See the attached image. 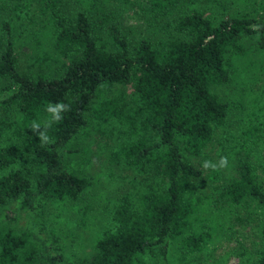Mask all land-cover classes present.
<instances>
[{"label":"trees","instance_id":"16d2710c","mask_svg":"<svg viewBox=\"0 0 264 264\" xmlns=\"http://www.w3.org/2000/svg\"><path fill=\"white\" fill-rule=\"evenodd\" d=\"M231 1L246 8L0 0V264H226L233 254L238 264H264V83L255 90L252 75L264 52L242 61L264 46V0ZM27 39L32 61L23 66L16 47ZM234 82L247 101L214 92ZM58 103L70 110L54 121L48 107ZM239 104L246 116L234 129ZM90 127L116 143L102 165L130 168L132 190L84 247L69 251L95 194L92 176L70 158ZM205 161L217 167H200ZM51 205L59 212L49 223L60 221V230L36 217Z\"/></svg>","mask_w":264,"mask_h":264},{"label":"rangeland","instance_id":"374dc122","mask_svg":"<svg viewBox=\"0 0 264 264\" xmlns=\"http://www.w3.org/2000/svg\"><path fill=\"white\" fill-rule=\"evenodd\" d=\"M237 4L232 2L231 0H226L225 7L227 9V14L232 13L236 9L241 10V7H243L242 9L246 8V3L241 4V1H237ZM209 5L217 6L212 3H209ZM249 10L250 7H248V11ZM211 12L215 14L218 13V10L215 9V7H213ZM221 12H223V10ZM217 15H220V13ZM1 17H3V14H1ZM133 23L139 24V23H143V21L133 22ZM257 45L261 46L260 44ZM257 45L253 50L247 53V57H244L242 61H246L248 63L250 59V61L254 62V60H256L258 56L256 55V52L261 49L264 52V46H261L263 47L261 48L258 47ZM38 46H41V44L39 43ZM29 51H30V46L28 39L23 40L20 46L19 44H17L16 55L18 57L19 63L23 66H27L29 60L32 61ZM51 65L52 67H54V64ZM257 65L258 66L255 68L257 72L256 71L252 72L253 80L255 81V85L253 86L255 90H259L258 89L259 85H262L264 83V57L262 61L260 60L258 61ZM241 87H242L241 82H236V83L234 82L233 84L224 87H216L214 89V92L218 93L221 98L227 99L231 102H235L236 99L241 97H243V99L247 101L250 98V96H247L246 93L243 94L241 91ZM127 90L130 93L132 87L129 86ZM245 107H246V111L250 109V106H248L247 103H245ZM232 108H233L232 118L234 120L233 128L235 129L240 123V118L246 116V111H244L245 110L244 106L241 107V104H239L238 106H234ZM114 146H116L115 142L110 140L106 135L96 132L93 127H90L86 134H82L76 137L71 143L73 154L71 155L70 158L73 167L78 171H83L85 174L92 176L91 178L93 181V186L95 187L94 188L95 194L94 196L88 197V199L85 201V204L89 205L88 208H86V212H85L87 216L86 226L88 227L92 226L91 221H94L93 230H90L84 224L77 226L76 227L77 232L79 229V237L81 236L82 238H79L78 235H76L73 231V236L75 240L71 239L69 241L67 245V249L69 251L70 249L78 250L84 247L83 244L87 242V239L91 238L94 230L98 229L100 225L101 226L105 225L108 218L110 219L113 213L118 210L120 205L119 203L120 197L123 196L125 192L132 190L131 186H129V181L133 177L130 168L126 167L122 163L116 166L113 172H109L104 168V165H102V163H106L109 157L112 156L111 154L113 153V151L111 149ZM215 146H219V144H216ZM83 147L85 148V150H82ZM261 150L264 158V144L261 147ZM210 156L213 157L216 161H219V156L216 150L211 152ZM197 163L199 164V162ZM199 166L204 167L203 165L201 166V164ZM102 170L104 172L103 174H101ZM69 205L70 204H67L68 207ZM41 211H43V209ZM58 212H59V206L54 207V205L53 206L51 205L46 207L44 214L39 213L40 217H38V215H36V217L38 220L42 221L43 223L45 221L47 225L49 224L50 226H53L58 230H60L62 229V224L60 223V221L56 220L54 223H49V220L52 219L53 215H55V213ZM80 213H82L81 210L78 213L79 215L78 218L80 221H82L81 219H83L82 218L83 214L81 215ZM20 214L21 215H20L19 225L21 227L26 226L29 217L27 216V213L23 210H21ZM67 217L69 218V214H67ZM46 233L47 231L43 232L44 235ZM67 237L70 239L72 235L69 234L67 235ZM233 246H234L233 243L229 245L228 244L225 245L223 251L219 249L216 255L217 256L221 255L223 252L230 250V248ZM80 254L81 251H78V255ZM238 263H239V257L234 254L229 255L226 261V264H238Z\"/></svg>","mask_w":264,"mask_h":264},{"label":"clouds","instance_id":"9594fccd","mask_svg":"<svg viewBox=\"0 0 264 264\" xmlns=\"http://www.w3.org/2000/svg\"><path fill=\"white\" fill-rule=\"evenodd\" d=\"M70 110V106L66 105L64 103H58L55 106L49 105L48 107V111L52 114L53 116V120L54 121H59L60 119H62V113L67 112ZM33 128L34 129H38L39 128V124H33ZM41 138L47 142L48 137L45 134H41ZM227 164V158L226 157H221L220 161H219V166L223 167ZM204 167L208 168V167H212L213 169H215L217 167V165L215 163H212L211 161H205L204 162Z\"/></svg>","mask_w":264,"mask_h":264}]
</instances>
